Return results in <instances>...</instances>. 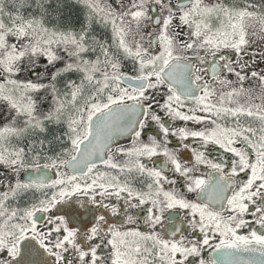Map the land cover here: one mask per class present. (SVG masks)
I'll return each instance as SVG.
<instances>
[{
	"label": "snow or ice",
	"instance_id": "snow-or-ice-1",
	"mask_svg": "<svg viewBox=\"0 0 264 264\" xmlns=\"http://www.w3.org/2000/svg\"><path fill=\"white\" fill-rule=\"evenodd\" d=\"M0 264H264V0H0Z\"/></svg>",
	"mask_w": 264,
	"mask_h": 264
}]
</instances>
